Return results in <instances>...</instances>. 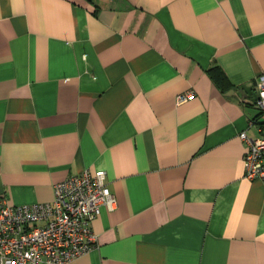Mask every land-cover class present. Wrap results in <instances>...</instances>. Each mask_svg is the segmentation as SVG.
Instances as JSON below:
<instances>
[{
  "label": "crops",
  "instance_id": "crops-1",
  "mask_svg": "<svg viewBox=\"0 0 264 264\" xmlns=\"http://www.w3.org/2000/svg\"><path fill=\"white\" fill-rule=\"evenodd\" d=\"M261 77L264 0H0V198L104 170L115 209L68 264H264Z\"/></svg>",
  "mask_w": 264,
  "mask_h": 264
},
{
  "label": "built area",
  "instance_id": "built-area-1",
  "mask_svg": "<svg viewBox=\"0 0 264 264\" xmlns=\"http://www.w3.org/2000/svg\"><path fill=\"white\" fill-rule=\"evenodd\" d=\"M256 106L260 116L259 136L241 140L248 145L244 157L245 178L264 180V77L257 84ZM195 93L183 94L178 104L192 100ZM106 172L97 170L70 176L54 186L49 203L10 205L0 198V264H68L92 252L98 236L92 223L101 208L113 211L116 200L106 182Z\"/></svg>",
  "mask_w": 264,
  "mask_h": 264
}]
</instances>
